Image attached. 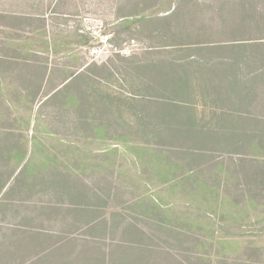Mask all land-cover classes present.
Segmentation results:
<instances>
[{
    "label": "trees",
    "instance_id": "obj_1",
    "mask_svg": "<svg viewBox=\"0 0 264 264\" xmlns=\"http://www.w3.org/2000/svg\"><path fill=\"white\" fill-rule=\"evenodd\" d=\"M148 1H126L136 9L120 16L119 32L165 23L167 32L156 37L174 39L171 50L150 49V60L131 72L114 74L104 64L96 67L102 71L99 76L64 70L53 90L58 89L45 94L41 109L32 114L33 99L24 100L23 118L6 114L2 106L7 100H0V124L11 123L9 131H0V172L9 174L0 182V198L16 171L29 172L32 184L36 178L50 184L46 188L52 196L45 202H28L46 212L64 211L61 220L69 215L73 226L82 224L87 238L60 236L75 246L68 264H264V117H252V126L237 125L216 136L213 140L220 144L213 145L230 141L234 157L212 160L207 169L197 158L208 156L203 146L214 137L184 125L190 118L174 97L194 94L199 85L207 93L233 94L240 107L252 105L261 94L264 103V0ZM72 45L93 47L81 32L50 33L44 11L21 14L0 7V63L37 58L48 63L53 53H68ZM172 52L176 56L167 59ZM71 84L76 85L74 93L67 90ZM50 99L60 110L45 118L41 110ZM32 121V134L24 135L22 123L26 130ZM53 125L61 132L52 130ZM100 136L110 139L112 147L102 150L89 176L85 172L92 163L81 145ZM121 142L137 155L130 175L110 160ZM93 156L90 152L89 158ZM111 192L112 199H125L138 217L151 220L148 234L160 244H150V253L143 242L146 223L141 226L144 220L135 216L107 226L104 233L111 238H92L103 222L95 213L99 194ZM57 231L66 234L65 229Z\"/></svg>",
    "mask_w": 264,
    "mask_h": 264
},
{
    "label": "rangeland",
    "instance_id": "obj_2",
    "mask_svg": "<svg viewBox=\"0 0 264 264\" xmlns=\"http://www.w3.org/2000/svg\"><path fill=\"white\" fill-rule=\"evenodd\" d=\"M126 1L127 0H0V7L11 12L35 14L44 11L50 33L62 32L71 34L81 32L91 38L93 47L104 46V52L99 56L90 54V49L92 47L72 45L68 53L67 51H60L56 54L53 53L48 63L38 58L30 61L26 59L6 60L4 63H0V100L5 98L7 100V106H2V110H5L8 115L12 113L10 114L12 117H14L13 115H17V117L23 118L27 113V109H25L26 102L24 100L28 97V99H33L32 114L35 110L41 109V103L58 89L53 90L63 77L64 70H72L76 71V73L87 71L89 75L93 74L92 76H99L102 74V71L100 68L96 67H101L104 64L114 74L123 72V70L131 72L139 62L143 63L141 61L148 62L150 60V49L155 47V49L159 48L163 51L171 50L173 46H170V42L174 39H169V37H156L159 31H162V35L167 32V24L165 23H149L132 30L119 32L120 28L118 24L120 22V16L134 14L133 11L136 9ZM137 1L138 0H136V2ZM143 3L147 4L149 1L147 0L146 3V1L143 0ZM152 9L153 7L149 6V10L151 11ZM202 9L207 10L206 7ZM204 10H202V13ZM196 13L199 15L197 10ZM162 14L164 13H160V15ZM202 17H204V15ZM109 44L116 46L120 52L111 50ZM74 54L76 55L75 60ZM130 55H134V57L124 60L125 57ZM173 55L176 56L174 52H172V54L167 53L166 58L169 59ZM11 61L17 64H13ZM45 65L47 68L44 70L43 67ZM195 68V66L190 68L193 73L197 72ZM74 85L75 84H71L67 90L72 93L76 92H73L76 88V85ZM45 94L49 95L45 96ZM174 97L177 99L178 104L184 107L183 109L181 108L182 113H186L190 118V121L188 122L187 120L184 125L201 129L204 131L205 135L207 134L205 132H211V136L214 137L211 140L219 136L221 132L227 134L237 125L252 126L253 123L250 121L252 117H264V103L261 101L263 97L262 94L260 98L254 99V101L251 102L252 105L247 107L238 106L236 102H234L233 94H213L211 90L207 93L206 91H201L199 85L196 86L194 94H175ZM53 99H50L49 103L41 110L45 118L54 117L55 115L58 116L60 110L59 104ZM242 119H246L247 122ZM9 120L10 119H7L6 123L0 124V131L5 132L10 130L11 123ZM17 126L20 125L18 124ZM25 126L26 125L22 123L20 127L21 132L24 135L27 134V132L31 135L33 121L28 129L25 130ZM52 130L61 132V128L57 125H53ZM214 142L220 144L219 140H213L206 142L203 146L205 151L202 150V152H206L208 156L199 155L197 158L198 165H203L205 168L209 169L212 160L234 157L233 153H230V149L233 147L230 141H225L223 144L224 147L221 145L214 146ZM111 143L110 139L100 136L96 139L90 138L81 145L83 151H85V157L88 158L87 162L92 163L85 172L86 175L93 176V164L99 162V154H101L104 148L112 147V145H110ZM128 146L130 145L121 142L117 147L118 150L114 152L115 155L110 160L113 161L115 165L121 163L124 173L130 175L133 169L132 162L137 158V155L135 151L131 150ZM90 152L94 155L91 158H89ZM211 154H214V156L211 157ZM217 154H221V156L217 158ZM1 159L3 161V158ZM203 172L205 171L203 170ZM17 173L18 171L14 173V176L17 175ZM8 175L7 171L6 173L0 172V182L7 179ZM29 175V172H22L16 177L13 176L0 198V264H68V258L74 256L73 249L75 246L72 243L70 246L68 241L63 242L64 240L61 239L60 236H66L65 234H59V236H54L53 238L47 237L42 240L45 236V234L42 233L43 230L51 231L56 228L57 230H64L65 226L63 225V220H61L64 216V211L59 210V208L63 207H61L60 204H56V208L59 211L46 212L41 208H35L38 204L31 205L28 201L33 198H39V200L41 199L45 202L48 195L52 196V190L46 188L49 187L47 185L50 184L40 183L38 178H36V184H32L29 180L31 178ZM46 176L47 175H45V177ZM47 177L53 178L56 176L49 175ZM47 180L51 181V179ZM52 186L55 187L54 185ZM123 190L127 191L129 188L127 187ZM230 191L237 190L230 188ZM113 195V192L109 193V195H107V193L99 194L100 199L96 202L95 213L99 220L103 222L92 232L94 233L92 238H95V241L100 240V238L104 239V241L107 238H111L104 233L107 226H119L126 220L133 219L132 217L134 216L138 217L134 211L135 208L130 205V203H127L125 199H112ZM98 218L96 220H98ZM138 218L144 220L141 222V226L146 223L145 232L147 236L145 238L142 236V238L144 239L143 242L147 243L149 246L148 253H150V244L159 242L153 237L150 238L148 234L150 233V227L148 226L151 220L141 217ZM54 224H58V227L54 226ZM78 224L81 226L77 227L74 225L72 231L74 234L81 235L79 237L87 238L86 235H84L82 224ZM3 233L6 234L4 237L5 240L8 241L6 244L1 240ZM123 239H126V235H123L122 240ZM43 242L44 244H42ZM64 243L66 246H61ZM31 244H33V250H30ZM90 245L91 244H89V246ZM51 248L52 251H50ZM119 259L123 261V258Z\"/></svg>",
    "mask_w": 264,
    "mask_h": 264
},
{
    "label": "crops",
    "instance_id": "obj_3",
    "mask_svg": "<svg viewBox=\"0 0 264 264\" xmlns=\"http://www.w3.org/2000/svg\"><path fill=\"white\" fill-rule=\"evenodd\" d=\"M63 220V225L65 226V231H66V236L68 237V238H71V240H73V238H74V233H72V234H69V236H68V232H69V229L70 230H72V227H73V217H71V216H69V215H66V217L64 218V219H62ZM42 233L43 234H45V236L42 238V240H44L45 238H49V236L50 237H54L55 235L56 236H58L59 234H58V231H57V228L56 229H52L51 231H45V230H43L42 231ZM6 236V234L5 233H3L2 234V241H4L5 242V244L8 242L7 240H5V237ZM72 242V241H71ZM42 244H44V242L42 243Z\"/></svg>",
    "mask_w": 264,
    "mask_h": 264
},
{
    "label": "built area",
    "instance_id": "obj_4",
    "mask_svg": "<svg viewBox=\"0 0 264 264\" xmlns=\"http://www.w3.org/2000/svg\"><path fill=\"white\" fill-rule=\"evenodd\" d=\"M109 46H110V49L113 50L114 52H120V50L116 46H113L111 44H109ZM102 52H104V46L103 47L96 46V47H92L90 49L91 55L93 54V55L99 56V55L103 54Z\"/></svg>",
    "mask_w": 264,
    "mask_h": 264
}]
</instances>
